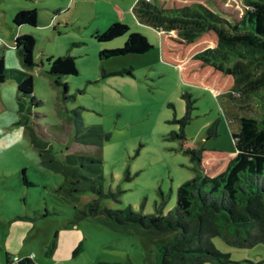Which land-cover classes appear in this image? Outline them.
<instances>
[{"label":"rangeland","instance_id":"rangeland-1","mask_svg":"<svg viewBox=\"0 0 264 264\" xmlns=\"http://www.w3.org/2000/svg\"><path fill=\"white\" fill-rule=\"evenodd\" d=\"M135 1L0 0V57L6 68L33 75L37 100L22 97L12 79L0 83V264L25 259L32 264H161L159 252L142 234L116 229L101 216L81 215L98 195L85 192L75 199L60 192L66 175L40 164L36 139L60 161L67 154L101 159L107 195L102 203L143 215L156 214L162 203L163 214L174 208L178 187L195 176L186 150L204 146L210 155L218 150L224 156L236 150L228 117L232 102L223 95L233 78L195 58L217 45L216 34L184 42L176 32L142 23L133 11ZM155 1L163 7L202 3L229 19H240L246 9L244 0ZM21 10H37V26L15 25ZM116 22L127 24L129 33L96 39ZM131 32L145 35L153 48L100 56L123 46ZM18 34L36 40L32 68L24 66L15 47ZM65 55L74 57L78 68L77 75L61 78L67 99L48 60ZM74 109L86 128L101 127L109 139L101 145L77 142ZM216 122L218 136L208 137ZM182 130L185 139L175 135ZM206 156L204 151L203 166ZM23 169L32 186L24 183ZM214 243L229 254V264H264L262 243L238 248L220 237Z\"/></svg>","mask_w":264,"mask_h":264},{"label":"trees","instance_id":"trees-1","mask_svg":"<svg viewBox=\"0 0 264 264\" xmlns=\"http://www.w3.org/2000/svg\"><path fill=\"white\" fill-rule=\"evenodd\" d=\"M244 3L246 9L240 19H229L202 3L165 8L156 2L138 0L133 7L142 23L164 33L176 31L177 37L187 43L213 31L217 45L200 51L195 58L231 75L234 81L223 95L232 102L228 117L236 155L225 170L210 176L202 165V154L207 149L201 146L198 150H186L194 163L195 176L178 187L176 204L167 214L162 211L164 203L157 206L156 214L150 215L134 212L131 208H108L101 201L106 195L101 159L67 154L60 161L47 144L37 139L34 141L39 149L40 164L65 173L66 180L59 187L60 192L75 199L85 192L98 195L81 215L101 216L116 229L127 232L132 229L142 234L159 252L161 264H229V254L215 246L216 237L238 248L264 244V0H244ZM13 21L17 26H37V10H21ZM129 31L127 24L116 22L95 36L105 42ZM35 45L32 35L15 36V47L26 68L36 64ZM152 48L145 35L131 32L123 46L103 50L100 56L111 58L140 54ZM48 60L50 74L58 85H63L67 99L68 86L61 82V78L78 74L75 58L65 55ZM7 79L16 81L22 97L37 103L33 75L6 68L4 59L0 57V83ZM71 117L77 142L101 145L109 139L110 135L101 127L86 128L79 109H74ZM175 135L186 138L183 130ZM207 135L218 136V122L207 130ZM22 174L24 183L32 186L25 169ZM109 196L113 197L114 193H109ZM79 250L80 247L74 255ZM22 263L32 264L30 259Z\"/></svg>","mask_w":264,"mask_h":264},{"label":"crops","instance_id":"crops-1","mask_svg":"<svg viewBox=\"0 0 264 264\" xmlns=\"http://www.w3.org/2000/svg\"><path fill=\"white\" fill-rule=\"evenodd\" d=\"M137 1L138 0L135 1L134 5L137 3ZM149 2H153V0H150ZM156 3L159 6H161L158 2H156ZM161 7H163V6H161ZM172 7H178V6H172ZM172 7H165V8H172ZM172 32H176V31H172ZM228 76H231V75H228ZM209 153H210V151L206 150L207 156L204 158V161H205L204 166H205L207 174H209L210 176H215V175L219 174L220 172H222L223 170H225L228 162L236 155V150L234 152H232L230 154V156L221 155L222 153L219 152L218 150L217 151L213 150V153H216V154L210 155Z\"/></svg>","mask_w":264,"mask_h":264},{"label":"built area","instance_id":"built-area-1","mask_svg":"<svg viewBox=\"0 0 264 264\" xmlns=\"http://www.w3.org/2000/svg\"><path fill=\"white\" fill-rule=\"evenodd\" d=\"M147 1H150V0H147ZM16 260H19L17 257L15 258Z\"/></svg>","mask_w":264,"mask_h":264}]
</instances>
